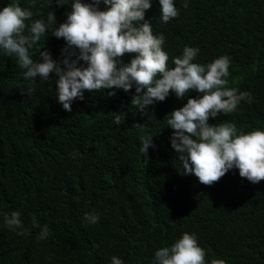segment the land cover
Masks as SVG:
<instances>
[{"label":"trees","instance_id":"1","mask_svg":"<svg viewBox=\"0 0 264 264\" xmlns=\"http://www.w3.org/2000/svg\"><path fill=\"white\" fill-rule=\"evenodd\" d=\"M150 2L145 21L153 35L164 36L169 68L185 46L200 49L193 62L203 65L227 55V87L251 94L250 102L209 123H234L237 134L264 131V0H174L179 16L168 23L159 0ZM8 4L32 11L29 24L51 11L59 25L71 11L55 0H0V10ZM65 45L49 33L31 55L39 60L48 51L62 62ZM23 72L15 56L0 50V264H111L113 256L123 264H154L155 252L184 233L196 236L206 264H264V180L251 183L233 168L206 186L181 174L171 147L166 116L201 93L191 90L181 100L170 92L140 112L132 105L135 87L114 96L85 91L67 112L58 103L55 73L43 81L25 80ZM116 113H124L123 124H115ZM149 135L154 146L146 155L142 138ZM13 211L28 230L23 235L5 224ZM33 216L40 227L32 226ZM44 225L50 234L39 240Z\"/></svg>","mask_w":264,"mask_h":264},{"label":"clouds","instance_id":"2","mask_svg":"<svg viewBox=\"0 0 264 264\" xmlns=\"http://www.w3.org/2000/svg\"><path fill=\"white\" fill-rule=\"evenodd\" d=\"M55 3L58 7L71 5L65 22L59 25L51 11L46 20L36 19L29 24L26 21L32 19L33 12L19 4H8L0 10V50L16 57L25 80L39 77L48 81L50 74L55 73L58 103L67 112L72 111L74 100L83 99L85 91L109 90L108 95L114 96L116 89L128 92L135 87L132 105L144 112L148 106L165 101L170 92L183 100L195 90L202 95L187 99V103L166 116L167 127L173 129L171 147L182 163L181 174H194L206 186L218 182L233 168L251 183L264 180V131L237 134L234 123H209V118L233 113L241 101H251L250 93L227 87L231 63L227 55L203 65L193 62L200 49L185 46L182 55L173 58L174 67L169 68V56L162 49L164 36L153 35L151 25L145 21V12L152 6L150 0H103L104 10L99 8L101 0ZM159 3L164 23L179 16L174 0ZM49 33L66 42L62 62L54 60L48 51H40L39 60L31 55L33 47ZM125 54H135L129 64L120 61ZM32 91L26 89L24 94ZM124 120V113H116L115 124L121 125ZM152 138H142L141 152L146 155L154 146ZM85 218L89 223L99 219L96 214H86ZM4 220L9 229H21V235L28 231L18 211L5 214ZM32 226L40 227L35 216ZM49 234L44 225L38 239ZM205 255L196 236L184 233L170 247L155 252L154 264H206ZM111 264L123 261L113 256ZM211 264L225 261L213 260Z\"/></svg>","mask_w":264,"mask_h":264}]
</instances>
